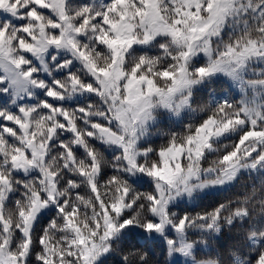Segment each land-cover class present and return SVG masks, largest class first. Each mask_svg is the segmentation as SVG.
Returning a JSON list of instances; mask_svg holds the SVG:
<instances>
[{
	"label": "snow or ice",
	"instance_id": "obj_1",
	"mask_svg": "<svg viewBox=\"0 0 264 264\" xmlns=\"http://www.w3.org/2000/svg\"><path fill=\"white\" fill-rule=\"evenodd\" d=\"M0 264H264V0H0Z\"/></svg>",
	"mask_w": 264,
	"mask_h": 264
}]
</instances>
